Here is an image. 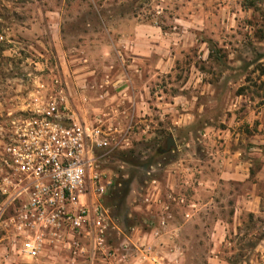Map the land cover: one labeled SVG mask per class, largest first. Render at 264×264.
<instances>
[{"label": "rangeland", "instance_id": "1", "mask_svg": "<svg viewBox=\"0 0 264 264\" xmlns=\"http://www.w3.org/2000/svg\"><path fill=\"white\" fill-rule=\"evenodd\" d=\"M90 41L99 78L101 45L125 44L109 68L125 75L119 112L83 119L126 138L100 159L112 263L264 264V0H0V145L38 88L64 79L62 60H90ZM11 214L0 264L91 263L86 238L81 255L67 239L18 254Z\"/></svg>", "mask_w": 264, "mask_h": 264}, {"label": "built area", "instance_id": "2", "mask_svg": "<svg viewBox=\"0 0 264 264\" xmlns=\"http://www.w3.org/2000/svg\"><path fill=\"white\" fill-rule=\"evenodd\" d=\"M103 117L82 120L69 102L64 79L53 75L46 88H38L26 110L10 121L0 145L4 199L0 210L3 214L11 209L8 221L18 254L36 259L49 243L67 239L73 254L81 255L86 250L77 239L86 238L90 264L98 254L102 255L98 264L116 260L105 243L103 204L112 181L102 171L100 159L120 148L126 138Z\"/></svg>", "mask_w": 264, "mask_h": 264}, {"label": "crops", "instance_id": "3", "mask_svg": "<svg viewBox=\"0 0 264 264\" xmlns=\"http://www.w3.org/2000/svg\"><path fill=\"white\" fill-rule=\"evenodd\" d=\"M121 42L123 43V41H120L119 43L111 41L110 48L101 45L100 53L102 55H109L111 58L108 60L106 58L108 56L101 57L103 61H99V63L101 62L100 67L103 68V71L100 78L94 75L96 70L93 69L99 67V64H96L95 62V59L99 58V52L93 51L92 49H94V47L92 48L91 46V44H100L97 41H90V47L88 50L85 48L79 49L80 52H86L89 54L91 61L89 59H79V55L73 58L75 59L74 61L67 63L63 62V60L61 61L60 65L64 68V79L68 85L69 102L71 103L72 108L79 112L78 115L82 120L86 119V117L91 114L103 113L104 111H109L111 114L114 112L116 113V111L119 112L120 107L118 105H121L123 99L128 94L127 87L122 88L125 75L122 73L119 74L118 72L112 73L109 68L117 67L110 65V62H112L111 60L114 59L115 56H111L112 50L123 59V51L121 47L125 44H121ZM124 54L126 55V52ZM85 57L87 58V55ZM72 62L77 64H73L74 66L72 69L67 68V64L70 65L69 63ZM84 62L88 63L86 64ZM104 81L105 83H108V85L99 89L98 86L100 85H98V83H103ZM138 94L139 93H136V96H138ZM111 101H113V103L116 102L114 103L115 106L112 105L113 103H111ZM137 106L139 107L140 103H138ZM123 109V106H121V110Z\"/></svg>", "mask_w": 264, "mask_h": 264}, {"label": "water", "instance_id": "4", "mask_svg": "<svg viewBox=\"0 0 264 264\" xmlns=\"http://www.w3.org/2000/svg\"><path fill=\"white\" fill-rule=\"evenodd\" d=\"M174 145L173 138H168L166 143V149L169 150Z\"/></svg>", "mask_w": 264, "mask_h": 264}, {"label": "trees", "instance_id": "5", "mask_svg": "<svg viewBox=\"0 0 264 264\" xmlns=\"http://www.w3.org/2000/svg\"><path fill=\"white\" fill-rule=\"evenodd\" d=\"M209 56H210V54H209ZM262 74L264 75V72Z\"/></svg>", "mask_w": 264, "mask_h": 264}]
</instances>
